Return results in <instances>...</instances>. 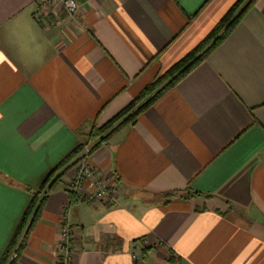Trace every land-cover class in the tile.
I'll return each mask as SVG.
<instances>
[{
	"label": "crops",
	"instance_id": "crops-1",
	"mask_svg": "<svg viewBox=\"0 0 264 264\" xmlns=\"http://www.w3.org/2000/svg\"><path fill=\"white\" fill-rule=\"evenodd\" d=\"M77 1L0 0V262L47 176L237 0ZM90 162L115 203L71 204L68 168L14 264H59L64 218L70 264H264V0Z\"/></svg>",
	"mask_w": 264,
	"mask_h": 264
},
{
	"label": "trees",
	"instance_id": "trees-1",
	"mask_svg": "<svg viewBox=\"0 0 264 264\" xmlns=\"http://www.w3.org/2000/svg\"><path fill=\"white\" fill-rule=\"evenodd\" d=\"M255 1L256 0H237L204 40L197 45V47L191 50L163 75L156 77L150 85L146 86L128 106L115 115L111 120L100 127L94 126L89 131L77 150L47 176L41 185L40 190L33 195L31 203L24 214L19 228L17 229L7 251L3 255L0 264L15 263V260L10 262H8V260L24 226L28 224L24 234L25 240L33 226L40 220V211L47 194L56 188L62 176H64L68 169L67 164L81 152L83 147L85 145H91L89 149V155H91L97 149L107 146L122 129L133 125L137 117L149 107L158 96L168 89L173 88L205 60L208 53L218 46L236 27V25L241 22L247 11L252 8ZM66 193L71 204L76 201H85L82 197L69 192L68 189H66ZM21 251L22 246H19L16 250L17 256ZM142 254L144 258L145 249H142Z\"/></svg>",
	"mask_w": 264,
	"mask_h": 264
},
{
	"label": "built area",
	"instance_id": "built-area-1",
	"mask_svg": "<svg viewBox=\"0 0 264 264\" xmlns=\"http://www.w3.org/2000/svg\"><path fill=\"white\" fill-rule=\"evenodd\" d=\"M36 7L35 16L37 19L43 17L47 13L57 18L65 16L66 18H74L79 11L77 0H34ZM77 172L73 178L72 188L75 195L86 197L89 204L92 205H112L115 203L114 191L109 181L102 179L96 169L90 162L88 148L78 157ZM28 224L24 226L16 245L14 246L9 260L16 259V250L24 243V234ZM73 231L67 220L64 218V223L59 230V241L56 244V250L59 255V264H70L75 246ZM137 254L132 255V260L137 264Z\"/></svg>",
	"mask_w": 264,
	"mask_h": 264
},
{
	"label": "rangeland",
	"instance_id": "rangeland-1",
	"mask_svg": "<svg viewBox=\"0 0 264 264\" xmlns=\"http://www.w3.org/2000/svg\"><path fill=\"white\" fill-rule=\"evenodd\" d=\"M86 147L88 148V152H89V149H90V147H91V145H85L84 147H83V149L81 150V152L74 158V159H72L68 164H67V166H68V168H70V169H73L72 170V175H73V178L75 177V174H76V172H77V169H76V165H77V160H78V157H80V155L84 152V150L86 149ZM92 155V154H91ZM91 155H89V158L91 157ZM75 162V163H74ZM73 178L71 179V180H67V185H66V189H68V191L69 192H71V193H74L73 192V188H72V183H73ZM60 181H62V182H64L65 181V176H62V178H61V180ZM83 199H85V201H87V198L84 196V197H82ZM87 203H89L88 201H87ZM90 205H92L91 203H90ZM24 229V228H23ZM18 241V240H17ZM73 254H74V249H73Z\"/></svg>",
	"mask_w": 264,
	"mask_h": 264
}]
</instances>
